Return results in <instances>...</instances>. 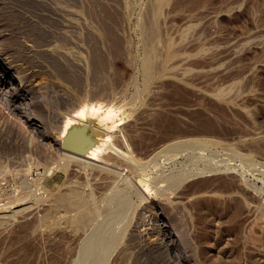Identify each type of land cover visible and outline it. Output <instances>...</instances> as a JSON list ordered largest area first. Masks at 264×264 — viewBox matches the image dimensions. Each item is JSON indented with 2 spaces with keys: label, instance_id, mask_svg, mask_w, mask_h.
Wrapping results in <instances>:
<instances>
[{
  "label": "rangeland",
  "instance_id": "obj_1",
  "mask_svg": "<svg viewBox=\"0 0 264 264\" xmlns=\"http://www.w3.org/2000/svg\"><path fill=\"white\" fill-rule=\"evenodd\" d=\"M0 44L30 95L0 101V264L177 262L156 236L189 264H264V0H0ZM97 101L116 126L91 165L56 136Z\"/></svg>",
  "mask_w": 264,
  "mask_h": 264
},
{
  "label": "bare ground",
  "instance_id": "obj_2",
  "mask_svg": "<svg viewBox=\"0 0 264 264\" xmlns=\"http://www.w3.org/2000/svg\"><path fill=\"white\" fill-rule=\"evenodd\" d=\"M102 19V18H101ZM103 20V19H102ZM99 32V31H98ZM103 33V32H100ZM106 33V32H105ZM109 34V33H108ZM102 35V34H100ZM6 40V39H4ZM7 43V42H6ZM12 44V43H10ZM1 45V44H0ZM2 46V45H1ZM6 47V46H5ZM44 48V47H43ZM48 48V47H47ZM0 49L3 50L2 47H0ZM0 51V101H3L7 107H4V109H9L15 113H17V111H21V105L25 104L23 103L25 101V99L30 95H28V91L25 89L24 83L22 82V80H18L16 82H12L13 80V72L7 70L5 67L7 65H5L7 62V58H5L2 54L4 53V51ZM53 51V50H52ZM8 52V51H7ZM10 52V51H9ZM15 52V51H14ZM47 52V51H46ZM48 54H51L48 53ZM56 54H58L56 52ZM13 56V55H12ZM61 56V55H60ZM98 57V54H97ZM150 57V56H149ZM9 58V57H8ZM96 61V60H95ZM57 63V62H56ZM97 63V62H96ZM95 63V64H96ZM146 64V63H145ZM98 65V64H97ZM96 66V65H95ZM99 66V65H98ZM101 66V65H100ZM99 66V67H100ZM148 66L147 65L144 67L146 68ZM58 67V66H57ZM56 68V67H55ZM97 69V68H96ZM147 71V70H146ZM8 73L10 78L7 80H4L3 76L5 75V73ZM15 72V71H14ZM18 72V71H17ZM16 73V72H15ZM147 75V73H145ZM151 74V72H150ZM148 76V75H147ZM146 76V77H147ZM152 77V76H151ZM4 83H8L7 85H3ZM27 87V86H26ZM29 87V86H28ZM30 101V100H29ZM102 104V103H101ZM100 103H90V106H81L78 109H76L74 111V114L71 115H67L63 120H62V124H59L61 126H59V131H57V136H56V141H58V145L59 143L60 148L64 149L65 151L62 153H64L67 157H73V159L75 158L80 159L81 161H85L84 163H89L91 165L97 164V161H100L102 159V155L104 153H106V148L109 145V142L111 140V134L107 133L109 131H111V129L113 127L116 126V124H112L110 126H105L106 121L108 119H110L112 117V111L113 109L111 107H104L102 106ZM1 105V103H0ZM25 108V107H24ZM32 108V107H31ZM23 109V108H22ZM73 111V110H72ZM32 112V111H31ZM73 113V112H72ZM20 115V113H19ZM18 115V116H19ZM26 115V114H25ZM34 115V114H33ZM36 116V115H35ZM35 116H25V121L30 124H33L37 127L39 126L38 120L37 118L39 117H35ZM95 121V123L91 124V122L89 121ZM52 135V134H51ZM54 135V134H53ZM54 137V136H53ZM66 158V157H65ZM105 160V159H104ZM85 165V164H84ZM78 166V165H77ZM86 166H90V165H86ZM99 166V164H98ZM103 166V165H102ZM97 167V166H95ZM89 168V167H88ZM100 168V167H99ZM103 168V167H102ZM101 169V168H100ZM97 170V169H96ZM95 170V171H96ZM103 170V169H101ZM104 171V170H103ZM101 172V171H100ZM129 179V178H128ZM124 180V179H123ZM133 180V181H132ZM130 181H132L129 184H133V186L136 187L137 190H140V182L134 179H131ZM129 181V182H130ZM126 183H128L127 181H125ZM88 183V182H87ZM90 183V182H89ZM88 183V184H89ZM83 185V184H82ZM89 186V185H88ZM75 187V186H74ZM76 188V187H75ZM91 188V187H90ZM142 190V189H141ZM140 190V191H141ZM82 191V190H81ZM93 191V190H92ZM82 193V192H81ZM63 198H61V200H63L64 202L69 203V205H71V207L76 208L78 210H76L77 212H79L78 216L76 217L75 222L79 225L84 224L85 222H88L89 218H91V215L94 214L95 209H92L91 204H88L84 197L79 193V191H77L76 189L69 192L67 195H62ZM60 199V198H59ZM124 199V198H123ZM126 200V199H125ZM129 201V200H128ZM61 202V201H60ZM129 203V202H126ZM125 203V204H126ZM94 205V204H92ZM130 206V205H129ZM95 207V205H94ZM126 207V206H125ZM117 210V209H116ZM96 211V210H95ZM122 211V210H119ZM139 211V210H138ZM93 213V214H92ZM118 213V212H117ZM123 213V212H122ZM125 213V212H124ZM123 213V214H124ZM116 214V213H115ZM95 216V215H94ZM117 216V215H115ZM121 216V215H119ZM124 216V215H123ZM111 217V216H110ZM109 217V218H110ZM114 217V215H113ZM112 218V217H111ZM89 219V220H88ZM88 220V221H87ZM106 220V219H105ZM111 221V220H110ZM113 221V220H112ZM107 222V221H106ZM114 222V221H113ZM89 223V222H88ZM103 223V222H102ZM86 224V223H85ZM101 225V223H98ZM108 225V224H106ZM111 226V224L109 225ZM81 227V226H80ZM101 228L104 227L103 225L100 226ZM107 227V226H105ZM95 228V227H94ZM93 228V229H94ZM100 228V229H101ZM112 228V227H111ZM111 228H110V232H111ZM167 227L162 226L160 229V233H163L164 231H166ZM99 229V230H100ZM103 229V228H102ZM106 230H108L107 228H105ZM98 230V229H96ZM104 230V229H103ZM92 231V230H91ZM95 231V230H94ZM99 232V231H98ZM105 232V231H104ZM109 232V231H108ZM93 234L97 233V232H92ZM93 234H91L93 236ZM107 234V233H106ZM105 234V235H106ZM90 235V234H89ZM103 235V233H102ZM109 235V234H108ZM113 235V233H112ZM115 235V233H114ZM99 236V235H98ZM94 235V237H90L91 242H89V247H88V251H86L85 255H93L94 259H95V251L99 252V249H103L106 246H104L102 244L101 239L104 238H100ZM107 236V235H106ZM111 237V234H110ZM115 237V236H114ZM119 237V236H118ZM89 237L87 236V239ZM107 238V237H106ZM113 238V236H112ZM110 238V240H114V241H109V246L110 248L113 247V245L111 246V243L114 244V242L118 243V239L117 238ZM179 238V237H178ZM100 239V240H99ZM115 239H117V241H115ZM142 239V238H141ZM86 240V239H85ZM106 240H104V243H106ZM88 241V240H87ZM142 241V240H141ZM147 244L157 248L158 250H160V252H164V253H175V255L179 258L177 260V262L173 263V264H189V261L187 262V258H186V252H184L180 241H178V239L176 240V238H173L171 236H165L163 238H161L160 236H156V237H152V238H148L147 240ZM182 241V240H181ZM185 241V240H184ZM85 242V241H84ZM136 242V241H135ZM85 245H88L86 243H83ZM102 245L104 247H102ZM186 245V244H185ZM139 246V245H138ZM101 247V248H100ZM151 247V248H152ZM188 247V246H187ZM142 248V247H141ZM83 249V248H82ZM106 249H108L106 247ZM113 249V248H112ZM140 249V247H139ZM144 249V248H143ZM125 250V249H124ZM83 251V250H82ZM81 251V252H82ZM101 251V250H100ZM105 251V250H103ZM110 251V250H109ZM122 251V250H121ZM120 251V252H121ZM148 251V250H147ZM150 251V250H149ZM148 251V252H149ZM84 252V251H83ZM97 254L101 255L102 251L99 252ZM106 252V251H105ZM144 252V251H143ZM94 253V254H93ZM108 253V252H107ZM146 253V252H145ZM129 254V253H128ZM133 254V253H132ZM139 254V253H138ZM137 254V256H138ZM152 254V253H151ZM160 254V253H159ZM90 256V260L91 257ZM97 255V256H98ZM121 255V254H120ZM127 254H123L121 255L120 258V264H126V258L129 257L127 256ZM131 255V254H130ZM136 255V254H135ZM147 255V254H146ZM173 255V254H171ZM82 256V255H81ZM142 256V255H141ZM152 256V255H151ZM174 256V257H176ZM85 257V256H84ZM88 258V256H86ZM119 257V256H118ZM131 257V256H130ZM153 257V256H152ZM93 258V257H92ZM102 258V256H101ZM133 258V257H132ZM154 258V257H153ZM82 260V257H81ZM85 260V258H84ZM89 260V259H88ZM97 260V259H96ZM102 261V259H99L98 261ZM119 260V259H118ZM128 260V259H127ZM97 261V262H98ZM135 261V260H134ZM176 261V260H175ZM93 262V261H92ZM85 263V262H84ZM87 263V262H86ZM96 263V262H95ZM139 263V261H138ZM154 263V262H153ZM104 264V263H103ZM128 264V263H127ZM172 264V263H170ZM191 264V263H190Z\"/></svg>",
  "mask_w": 264,
  "mask_h": 264
}]
</instances>
